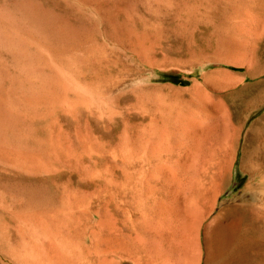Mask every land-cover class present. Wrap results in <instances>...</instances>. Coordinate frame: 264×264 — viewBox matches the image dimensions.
<instances>
[{
    "label": "rangeland",
    "instance_id": "374dc122",
    "mask_svg": "<svg viewBox=\"0 0 264 264\" xmlns=\"http://www.w3.org/2000/svg\"><path fill=\"white\" fill-rule=\"evenodd\" d=\"M263 51L264 0H0V264H53L49 237L92 259L82 233L114 225L136 226L115 264L243 261L204 243L241 223L244 196L264 206V165L240 166L264 102L239 103ZM239 255L264 264V245Z\"/></svg>",
    "mask_w": 264,
    "mask_h": 264
},
{
    "label": "bare ground",
    "instance_id": "6f19581e",
    "mask_svg": "<svg viewBox=\"0 0 264 264\" xmlns=\"http://www.w3.org/2000/svg\"><path fill=\"white\" fill-rule=\"evenodd\" d=\"M259 52H260V50H259ZM250 55H251V53H250ZM253 56L256 58H258V57L264 58V51L262 53H259V56H256V54ZM244 59H245V57H244ZM250 68H252V67H250ZM248 75L254 76V73H249ZM250 78H255V77H250ZM256 80L257 79H255V81L253 83H251V85L247 84V86H245V84H244V87L242 86L244 91L247 90L246 91L247 93H248V91H250V95L240 96L241 94H239L240 98L243 97V99L239 98L240 99L239 103L241 102L240 105L243 107V109H241V110H243V113L245 111L247 113L250 109L257 106L259 103L262 102V104H263V102H264V81H261V80L256 81ZM239 90H240V88H239ZM241 92H243V91H241ZM231 106H232V104H231ZM261 119L264 120V113L261 115ZM260 121L254 120V122L251 123V125H252L251 131L249 134L247 133V136L244 140L246 142V145H249L250 148L247 150L243 149L242 155H241V165L240 166L243 168H247V169L249 168V170H251V172H254V173H257V170L254 168V164H255L254 160H257L256 162L257 163L259 162L260 165H264V127H262V128H260V127L256 128L255 127L257 124L259 125ZM236 132H237V128L236 129L231 128V130H228L226 128L222 132V135L220 137L222 143H223V141L225 142V145H222V143L220 142L221 144H220V146H218L219 147L218 154H222V153L225 154V155H223V158L226 159L224 162L227 164L229 163L230 158H231V156H229V154L231 155L232 145H233L235 137H236ZM204 154H206V153L204 152ZM128 160L129 159L127 158V162H125V163H126V167L129 168L130 167V160L129 161ZM252 160L254 161V163H250V165H249V162H251ZM157 163H160V159L157 160ZM135 166H138L139 170H137V171L139 174H141L142 170L140 168H143V167L140 165H135ZM129 175H130V172H127L124 176V178L126 179L127 186H130L132 184V178ZM128 189H130V188H128ZM262 192L264 194V187H262ZM257 196L255 194H251L249 196H247V195L244 196L242 203L240 204L244 215L242 217L240 216L243 219L240 220L241 223H239L238 225L231 224L229 226L228 230H225L224 225H223L224 229L221 227V225L223 223L221 224V221H220V224H219V221H218V223H217L218 228L216 227L214 229V231L212 233L213 234L212 237H209V240H206L204 243L205 249L209 254L212 250L218 251L220 249V247H222L221 244L224 243L225 241H232L231 244H232L233 254L234 253L237 254L238 258H241L240 260H242V258H243V261H240L236 264H253L250 261H245L246 258L244 257V255L240 256L239 253L247 250L253 244H255L257 247L261 244L264 245V206H258L256 204L255 200L257 201V199H258ZM260 197L261 198H259V200L263 201V205H264V195H260ZM226 212L229 213V210L228 211L226 210ZM221 215L224 216V214H221ZM218 220H223V219H218ZM194 221H195V219H194ZM215 221H217V220H215ZM195 225L196 224H194V227H195ZM187 229H189V228H187ZM223 230L225 232H223ZM135 231H136V226H130V230L126 229L125 232H124V229L118 225L111 226L110 229L107 231V240L106 241L103 240L104 238H99L97 233L91 232L90 234L89 233L86 234V233H84L85 231L84 232L82 231L83 233L81 236V239H82L81 245L84 248V250H86L85 253L95 254L96 257L94 256V258H92V259L90 257L88 258V256L82 257L83 254L82 255L80 254L79 258H77L76 256L69 255L68 251L66 252V250L59 251L60 244L58 241H56L52 237H49L48 245L43 243V248L45 249L46 254L48 252H50L49 253L50 256H47V257H48L49 261L52 262L53 264H55V263H57V264H104V263L115 264V262L118 261V260H116L118 255H121V254L124 255L125 253L128 254V252H130V254L136 252L134 250V247H133L134 245L127 244V242H128L127 240H129L130 242H131V240H134L132 238L133 237L132 233ZM88 234H89V236L91 235L92 240L94 242L93 247L87 246L85 243L86 239L88 238ZM137 234L140 236L139 233H137ZM190 239H191V237H190ZM208 241L211 242V246H209L210 243H208ZM132 243H135V241L131 242V244ZM29 245H30V246H28L29 253L31 256H33L34 251L36 249V244L34 242L33 244H29ZM24 250H26V246H24ZM2 255H3V253H2ZM4 256H6L8 259L10 258V260L13 264H24L23 260L16 258L14 251L9 252L7 254H4ZM230 257L231 258H229V262L231 264H233L234 263L233 261H235V260L232 256H230ZM223 260L224 259L222 257H220V258H218L216 256L212 257V261H213L212 263L213 264H227L226 263L227 261L225 262V260L224 261Z\"/></svg>",
    "mask_w": 264,
    "mask_h": 264
}]
</instances>
